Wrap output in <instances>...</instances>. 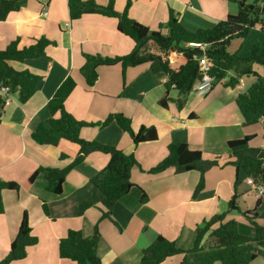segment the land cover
Here are the masks:
<instances>
[{"label":"crops","instance_id":"crops-1","mask_svg":"<svg viewBox=\"0 0 264 264\" xmlns=\"http://www.w3.org/2000/svg\"><path fill=\"white\" fill-rule=\"evenodd\" d=\"M68 1L22 0L19 12L0 22V50L18 36H28L35 18L43 21L44 35L55 42L45 56L12 64L16 70H28L42 80L28 102L20 103L18 93L12 92L11 102L1 110L0 181L16 182L20 190H0L5 208L0 214V261L8 255L25 213L38 243L28 248L25 259L11 264H76L60 258V241L73 229L89 237L96 224L102 235L98 249L102 264H138L143 251L159 236L175 241L182 249H190L197 226L215 215L227 213L235 195L241 212H229L227 220H236L242 234L253 236L255 229L242 212L253 210L261 201L258 213L262 216L257 222L264 226V199L258 198L248 184L246 173L237 171L231 164L228 142L258 135L254 127L243 125L236 104L237 96L247 92L257 78L243 77L231 88L224 85L234 76L229 73L205 96L192 91L181 109L177 105L180 98L176 89L170 93L174 100L167 108L159 104L166 91L167 77L153 73L149 64L128 68L125 73L121 65L101 66L96 83L90 87L80 72L85 63L84 54L124 56L132 52L135 43L118 31L117 18L88 14L72 20ZM95 1L101 5L109 2ZM129 1L131 18L163 33L166 29L162 26L167 24L171 11L188 30L196 31L213 28L228 15L235 14L240 6L226 0H115L116 11L124 12ZM45 11L47 16L43 14ZM263 44L264 31L256 27L245 39L232 40L229 50L248 56L253 46ZM170 61L179 64L183 59L172 54ZM255 70L264 74L260 66ZM69 76L77 86L65 106L76 119L96 124L113 113H122L131 119L135 131L142 126L155 127L158 131V140L135 146L116 122L105 128L87 126L81 130V138L118 147L138 161L131 172L134 187L114 206L113 221L103 218V195L92 182L109 163L110 156L105 153H91L73 169L61 195L47 190L42 175L28 184L39 167L63 169L79 153L77 145L69 144L63 150L68 158L61 159V150L39 145L32 139L37 126L49 120L48 102ZM260 122L264 126V120ZM172 143H188L202 150L204 160H217L218 164L205 173L204 189L197 197L194 191L201 179L199 171L176 173L170 169L150 173L167 157ZM258 145L252 147L264 148L263 138ZM143 193L147 202L141 201ZM180 260L181 257L169 258L162 264H179ZM262 260L259 264H264Z\"/></svg>","mask_w":264,"mask_h":264},{"label":"trees","instance_id":"trees-1","mask_svg":"<svg viewBox=\"0 0 264 264\" xmlns=\"http://www.w3.org/2000/svg\"><path fill=\"white\" fill-rule=\"evenodd\" d=\"M22 0H0V22L8 19L9 15L19 12ZM238 3L237 14H230L226 19L218 22L211 29L188 30L183 23L170 12L165 33L161 30L152 31L147 25L131 18L128 9L129 1L124 12L115 9V0H109L107 5H101L95 0H69V13L72 20L80 19L84 15L97 14L118 19V31L129 36L135 43L131 53L124 56L104 57L102 55L84 54L85 63L80 69L88 86H93L98 79V69L101 66L121 65L123 72L128 68L149 64L153 73L164 74L166 91L160 98L159 104L165 108L174 99L170 96L176 89L180 100L177 105L181 109L187 96L192 92L195 83L201 78L197 57L201 49L190 47V43L206 45V54L211 57L214 66L210 75L214 78L213 87L228 77L224 84L235 88L243 77L254 76L256 82L247 92L240 93L236 104L243 117V125L251 126L264 120V74H259L256 66L264 69V44L252 47L248 56L229 50L231 41L245 39L250 31L260 27L264 31V0H226ZM242 3H245L242 6ZM250 5L262 7L263 11L251 9ZM33 27L28 36H18L5 49L0 50V87L10 86L12 92L18 93L19 102H28L36 93L39 82L42 80L28 70L18 71L12 64L23 63L46 55L48 47L55 42L48 39L43 33V21L35 18ZM172 54L182 56L183 62L176 64L170 61ZM77 84L69 76L59 86L54 96L48 102L50 118L40 123L32 133V139L39 145H50L61 150V159L68 158L64 148L75 144L79 148L77 157L65 168L39 167L29 178L28 184H33L38 176L42 175L48 191L55 195L63 193L64 182L68 174L84 159L94 152L105 153L110 156L109 163L96 174L92 182L103 195V218L113 221L112 214L116 203L129 194L134 187L131 181L132 169L138 165L133 154H126L122 149L105 145L97 141L81 138L80 132L87 126L105 128L116 122L120 128L130 136L135 146L141 143L156 141L159 138L155 127L142 126L135 131L130 118L122 113H113L100 123L90 124L76 119L66 109L65 102ZM3 101L0 98V120ZM193 114L192 116H194ZM254 136H245L228 142V148L233 158L231 162L237 171L243 170L249 178L264 186V148H252L250 143ZM264 141V126H263ZM217 160H204L200 148L188 143H172L168 146V155L159 164L150 170L157 174L173 169L176 173L199 171L201 179L194 191V197L203 191L205 173L216 166ZM237 186V183L235 184ZM0 190L19 191L20 185L16 182L0 181ZM142 202H147L145 193ZM261 201L257 202L253 210L242 212L246 220L255 229L253 236H246L239 230L236 220H227L229 212H241L237 205V196L229 202L227 213L213 216L196 228L194 244L190 249H182L176 242L164 236H159L148 248L143 251L138 264H162L169 258L181 257L179 264H256L258 259H264V226L257 222L261 217L259 210ZM44 209L47 205L44 204ZM4 202L0 194V214L4 213ZM98 224L95 225L91 236L86 237L80 230H70L59 244L61 259L71 260L76 264H102L98 249L101 240ZM38 239L32 235L27 213L24 214L16 238L10 246L8 255L0 264H11L27 257L28 248L36 245Z\"/></svg>","mask_w":264,"mask_h":264},{"label":"built area","instance_id":"built-area-1","mask_svg":"<svg viewBox=\"0 0 264 264\" xmlns=\"http://www.w3.org/2000/svg\"><path fill=\"white\" fill-rule=\"evenodd\" d=\"M43 14L47 16L48 12L45 11ZM189 46L197 47L202 51L197 57L201 78L195 83L192 91H195L200 96H205L213 89L214 78L210 75V72L212 71L214 62L205 52L206 45L200 43H190ZM11 95L12 89L10 86L0 87V98L3 101V107L11 102ZM247 182L252 187V189L256 191L258 198L264 199V186L258 185L253 178H248Z\"/></svg>","mask_w":264,"mask_h":264},{"label":"rangeland","instance_id":"rangeland-1","mask_svg":"<svg viewBox=\"0 0 264 264\" xmlns=\"http://www.w3.org/2000/svg\"><path fill=\"white\" fill-rule=\"evenodd\" d=\"M238 11H239V10H238ZM238 11H235V14H237ZM235 14H233V15H235ZM251 127H254L255 132H256V134H258V135H256V137L254 136V139L251 141L250 145L252 144L253 146H254V145H255V146H259L258 144H261V143H262V138H263V126H262L261 122H259V123L255 124V125H251ZM252 145H251V147H252ZM252 148H253V147H252ZM234 213H235V212H234ZM242 231H243V229H242ZM262 262H263V260L261 259V260L257 261V264L262 263Z\"/></svg>","mask_w":264,"mask_h":264},{"label":"water","instance_id":"water-1","mask_svg":"<svg viewBox=\"0 0 264 264\" xmlns=\"http://www.w3.org/2000/svg\"><path fill=\"white\" fill-rule=\"evenodd\" d=\"M245 5V3H242V6H244ZM250 8L251 9H256L257 11H263V8L262 7H255L254 5H250Z\"/></svg>","mask_w":264,"mask_h":264}]
</instances>
